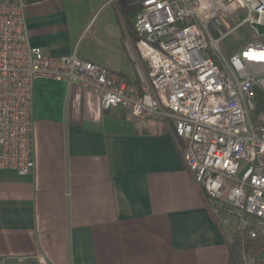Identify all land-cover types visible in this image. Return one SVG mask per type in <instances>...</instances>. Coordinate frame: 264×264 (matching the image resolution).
<instances>
[{
  "label": "crops",
  "instance_id": "0c3cea01",
  "mask_svg": "<svg viewBox=\"0 0 264 264\" xmlns=\"http://www.w3.org/2000/svg\"><path fill=\"white\" fill-rule=\"evenodd\" d=\"M119 1L25 0L29 43L104 66L138 93L135 14ZM31 118L33 171L0 169V264H228L170 123L102 109L91 91L45 78Z\"/></svg>",
  "mask_w": 264,
  "mask_h": 264
},
{
  "label": "built area",
  "instance_id": "2783aa9c",
  "mask_svg": "<svg viewBox=\"0 0 264 264\" xmlns=\"http://www.w3.org/2000/svg\"><path fill=\"white\" fill-rule=\"evenodd\" d=\"M25 7L0 0V169H34L35 80L79 85L102 109L170 123L229 245L228 264H264V45L250 41L228 58L218 46L242 23L264 24V0H142L132 25L138 59L130 51L138 93L104 66L32 46ZM237 8L245 17L229 27Z\"/></svg>",
  "mask_w": 264,
  "mask_h": 264
},
{
  "label": "rangeland",
  "instance_id": "374dc122",
  "mask_svg": "<svg viewBox=\"0 0 264 264\" xmlns=\"http://www.w3.org/2000/svg\"><path fill=\"white\" fill-rule=\"evenodd\" d=\"M245 17V11L237 8L227 17L229 26L233 27ZM257 40L264 45V33L257 34L247 23H242L233 28L228 35L218 42V46L225 58L242 49L249 41Z\"/></svg>",
  "mask_w": 264,
  "mask_h": 264
},
{
  "label": "trees",
  "instance_id": "16d2710c",
  "mask_svg": "<svg viewBox=\"0 0 264 264\" xmlns=\"http://www.w3.org/2000/svg\"><path fill=\"white\" fill-rule=\"evenodd\" d=\"M119 2H121V8L123 9L124 15L131 17L138 10V8H137V10H135L137 6L133 5V3H131L129 0H120ZM130 28H131V32H132L131 34L134 35L132 25ZM258 95H260V94H258ZM259 107L264 109V100L263 99L260 100ZM29 264H34V262H30Z\"/></svg>",
  "mask_w": 264,
  "mask_h": 264
},
{
  "label": "water",
  "instance_id": "95a60500",
  "mask_svg": "<svg viewBox=\"0 0 264 264\" xmlns=\"http://www.w3.org/2000/svg\"><path fill=\"white\" fill-rule=\"evenodd\" d=\"M251 26L256 30L257 34L261 35L264 33V24L254 22Z\"/></svg>",
  "mask_w": 264,
  "mask_h": 264
}]
</instances>
